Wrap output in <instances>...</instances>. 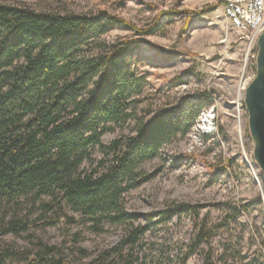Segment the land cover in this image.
Returning <instances> with one entry per match:
<instances>
[{"label": "rangeland", "instance_id": "rangeland-1", "mask_svg": "<svg viewBox=\"0 0 264 264\" xmlns=\"http://www.w3.org/2000/svg\"><path fill=\"white\" fill-rule=\"evenodd\" d=\"M0 2L62 13L106 11L139 28L159 23L147 35L119 27L103 36L107 43L139 40L131 56L132 68L147 82L135 118L105 133L85 168L103 157L102 145L136 134L137 121L147 122L168 108H183L189 96L206 93L211 98L187 133L172 137L141 165L147 179L123 195L126 210L139 217L135 225L145 226L150 215L158 221L162 212L182 204L197 206L198 216L175 215L150 227L123 254L100 257L119 244L130 225L105 219L95 228L94 221L75 213L77 221L65 226L59 221L49 223L50 217L40 219L38 210L29 214L35 224L28 232L0 235V249H9L5 264L33 262L41 241L56 245L68 241L71 264H206L209 252L213 264H264V170L254 156L244 100L256 62L253 48L225 15V0ZM213 109L212 121L209 111ZM4 210L0 203V222ZM10 212L4 214L8 217ZM202 226L209 233L208 241L184 260Z\"/></svg>", "mask_w": 264, "mask_h": 264}, {"label": "trees", "instance_id": "trees-1", "mask_svg": "<svg viewBox=\"0 0 264 264\" xmlns=\"http://www.w3.org/2000/svg\"><path fill=\"white\" fill-rule=\"evenodd\" d=\"M158 25L139 28L106 11L62 13L0 2V203L11 211L1 217L0 235L28 232L35 224L29 214L38 210L40 219L65 226L77 221L75 213L95 228L105 219L130 225L104 257L123 254L150 227L175 215H199L197 206L182 204L158 221L150 215L148 224L135 225L139 217L126 210L123 195L147 179L140 171L146 160L191 129L211 102L206 93L187 97L183 108L137 121L136 134L102 145L103 157L84 167L105 133L135 118L147 82L132 68L139 40L107 43L103 36L119 27L147 35ZM208 239L202 226L184 260ZM40 243L29 264H71L66 243ZM8 252L0 249V264ZM206 264H213L210 252Z\"/></svg>", "mask_w": 264, "mask_h": 264}, {"label": "water", "instance_id": "water-1", "mask_svg": "<svg viewBox=\"0 0 264 264\" xmlns=\"http://www.w3.org/2000/svg\"><path fill=\"white\" fill-rule=\"evenodd\" d=\"M249 130L254 140V156L264 170V32L258 39L256 74L245 90Z\"/></svg>", "mask_w": 264, "mask_h": 264}, {"label": "built area", "instance_id": "built-area-1", "mask_svg": "<svg viewBox=\"0 0 264 264\" xmlns=\"http://www.w3.org/2000/svg\"><path fill=\"white\" fill-rule=\"evenodd\" d=\"M224 12L231 24L243 35L253 48V59L258 55V39L264 32V0H225ZM215 111H209V117L215 119Z\"/></svg>", "mask_w": 264, "mask_h": 264}]
</instances>
